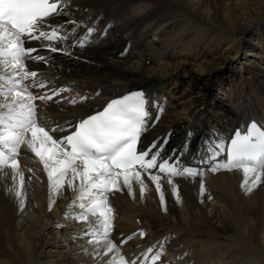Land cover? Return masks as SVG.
<instances>
[{"label": "bare ground", "instance_id": "obj_1", "mask_svg": "<svg viewBox=\"0 0 264 264\" xmlns=\"http://www.w3.org/2000/svg\"><path fill=\"white\" fill-rule=\"evenodd\" d=\"M65 12L51 18L71 30L66 41L55 44L63 52L52 53L37 41L25 44L38 49L33 55L51 57L47 64L26 62L48 81L47 89L73 86L72 94L36 101L43 126L66 129L55 138L109 99L143 86L152 106L144 139L169 133L170 149L194 153L221 141L227 145L251 118L264 126V0H68ZM89 29V40L75 35ZM254 37L261 41L253 44ZM77 39L85 46L74 47ZM228 43L227 49L246 50L240 70L228 67V52L219 56ZM217 86L230 88L215 95ZM81 95L88 99L68 102ZM18 160L23 207L15 189L8 191L16 183L12 171L0 176V264H112L120 257L132 262L139 247L152 243L168 250L169 263L264 264V183L246 192L239 170L173 178L179 202L162 179L163 205L146 175L143 195L135 182L134 194L126 188L110 193V238L118 248L101 258L97 253L106 248L89 243L83 235L87 223L66 215L78 211L69 209L77 193L67 182L52 193L42 164L26 145Z\"/></svg>", "mask_w": 264, "mask_h": 264}, {"label": "snow or ice", "instance_id": "obj_2", "mask_svg": "<svg viewBox=\"0 0 264 264\" xmlns=\"http://www.w3.org/2000/svg\"><path fill=\"white\" fill-rule=\"evenodd\" d=\"M67 3L68 0H0V176L8 175L4 169L12 171L16 183L8 191L15 189L23 207L24 174L20 171L18 156L21 146L26 145L42 164L52 193L58 194L65 182L77 193L69 209L78 211L74 215L66 211V215L87 223L88 230L83 235L90 238V244L106 248V251L97 253L103 258L118 248L110 238L113 216V208L108 202L110 193L124 188L133 193L135 182L143 195L147 188L143 178L146 175L154 184L162 205L165 203L162 179L167 180L179 202V191L173 178L194 180L203 173L181 166L179 159L172 162L162 159L155 144L138 151V143L150 119L149 101L143 91L110 101L102 111L70 126L74 130L59 138L53 134L66 131L65 128H46L37 119V100H53L68 89L49 90L51 94L46 91L39 96L33 94V89H47L48 81L38 78V72L29 71L26 62L47 64L51 57L33 55L38 49L25 47V44L37 41L41 48L52 53L63 52L64 49H58L55 44L66 41L69 30L64 25L50 24L49 18L66 15ZM68 23L76 24L75 21ZM91 32L89 29L88 34ZM73 46L84 47L85 42L77 39ZM85 99L88 98L68 102L76 104ZM159 111L163 109L159 108ZM205 151L208 160H216L226 153L225 160L210 170L241 171V186L246 192L264 183V130L255 122L245 134L235 133L227 145L223 141L206 145ZM204 191L201 182L200 193ZM90 217L94 219L90 220ZM140 235L145 234L141 232ZM152 251L149 248L147 253ZM162 255V251L152 255V264H156ZM148 258L145 254L144 259ZM112 264H135V261L128 262L120 257Z\"/></svg>", "mask_w": 264, "mask_h": 264}, {"label": "rangeland", "instance_id": "obj_3", "mask_svg": "<svg viewBox=\"0 0 264 264\" xmlns=\"http://www.w3.org/2000/svg\"><path fill=\"white\" fill-rule=\"evenodd\" d=\"M192 1V0H191ZM253 5V4H252ZM254 7V6H253ZM244 19H248V17L246 16V15H243L242 16ZM235 34H236V32H235ZM239 37V34L237 33L236 34V38H238ZM251 41L253 42V44L255 43V42H260L261 40H259V38L258 37H254L253 39H251ZM229 45V43L228 44H223L222 45V47H221V50H220V53H219V56H221L223 53L225 54V53H227L228 52V56L230 57V58H232L231 60H229V65L230 66H228V67H230V68H235V69H237V70H240L241 68H240V65H241V62H244L243 60H245V57L247 56V55H245V53H246V50H241L242 52H240L237 48L238 47H234V48H232V49H227L226 47ZM245 56V57H244ZM248 59V58H247ZM228 64V63H227ZM260 66L262 67V66H264V62H261L260 61ZM260 66H258L257 67V70H260L261 68H260ZM225 88H227V89H224V88H220V86H217V87H215L214 89H213V94H215V95H217V94H219V90L220 91H228V89L230 88V86H227V87H225ZM221 95V94H220Z\"/></svg>", "mask_w": 264, "mask_h": 264}]
</instances>
